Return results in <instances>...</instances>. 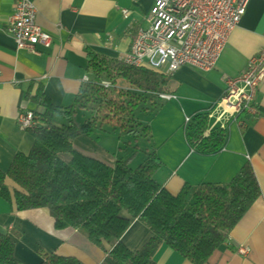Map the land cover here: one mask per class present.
Listing matches in <instances>:
<instances>
[{
  "label": "crops",
  "instance_id": "obj_1",
  "mask_svg": "<svg viewBox=\"0 0 264 264\" xmlns=\"http://www.w3.org/2000/svg\"><path fill=\"white\" fill-rule=\"evenodd\" d=\"M17 0H0V170L6 173L14 156L27 154L34 141L30 130H21L17 117L31 110L27 92L33 96L42 86L44 95L56 107L73 105L83 84L93 77L88 70V53L122 59L139 29L147 26L154 0H28L36 9V23L51 37L39 54L17 50L13 38L4 32ZM123 11L128 14L124 15ZM264 47V0H249L245 14L231 32L228 42L210 71L182 67L169 75L168 92L174 98L157 100L156 109L139 114L151 132V141L162 162L156 181L175 195L184 185L225 184L248 162L260 188V197L231 230L228 241L216 250L208 264H264V82L252 105L257 112L233 114L222 101L225 80L238 77L248 61ZM198 114L208 117L211 130L224 129L227 139L215 154H201L191 148L185 129ZM75 117L83 121V111ZM189 118L188 123L185 119ZM98 137L99 144L120 154L115 134ZM6 185L13 196L19 188ZM0 234L14 241V256L21 264H41L45 255L72 257L82 264H102L109 247L99 248L70 227L56 229L46 208L18 211L14 199L0 197ZM150 234L133 220L121 237L130 249L140 246ZM243 247L246 254H240ZM157 264H190L172 249L161 245Z\"/></svg>",
  "mask_w": 264,
  "mask_h": 264
},
{
  "label": "trees",
  "instance_id": "obj_2",
  "mask_svg": "<svg viewBox=\"0 0 264 264\" xmlns=\"http://www.w3.org/2000/svg\"><path fill=\"white\" fill-rule=\"evenodd\" d=\"M88 59L93 77L73 105L53 106L42 86L33 96L28 90L35 138L27 154H16L6 173L0 170V197L13 198L18 211L46 208L56 229L70 227L94 246H108L102 264H157L161 245L190 264H208L261 195L251 165L246 162L228 183L186 184L170 194L155 179L162 162L149 126L139 119L140 110H155L159 95L168 92L169 75L92 52ZM76 111L89 116L78 121ZM208 126L207 115L198 114L185 129L188 145L201 154L217 153L227 139L224 129L205 135ZM99 134H116L120 154L103 148ZM6 180L19 188L13 196ZM133 220L150 236L130 249L121 237ZM0 264H21L7 234H0ZM41 264L82 263L51 254Z\"/></svg>",
  "mask_w": 264,
  "mask_h": 264
},
{
  "label": "built area",
  "instance_id": "obj_3",
  "mask_svg": "<svg viewBox=\"0 0 264 264\" xmlns=\"http://www.w3.org/2000/svg\"><path fill=\"white\" fill-rule=\"evenodd\" d=\"M249 0H154L147 26L139 29L122 61L132 67L145 68L158 74L172 75L182 67L200 71L212 70L231 32L245 14ZM4 32L10 35L17 50L38 55L37 47L48 48L51 37L36 23V9L28 0H17ZM127 15V11H123ZM264 82V47L252 57L236 78L225 80L222 98L233 114L242 110L257 112L252 105L256 92ZM109 86L108 82H103ZM169 94L159 99L170 100ZM189 118L185 119L188 123ZM36 117L26 109L19 113L21 130L36 126ZM240 254H246L243 247Z\"/></svg>",
  "mask_w": 264,
  "mask_h": 264
},
{
  "label": "rangeland",
  "instance_id": "obj_4",
  "mask_svg": "<svg viewBox=\"0 0 264 264\" xmlns=\"http://www.w3.org/2000/svg\"><path fill=\"white\" fill-rule=\"evenodd\" d=\"M120 85H123V84L120 83ZM140 112H141L142 114H144V113L142 112V110H140ZM83 113H84L85 117H86V116H89L88 113H86V112H83ZM100 135H102L101 137H110L111 139H112V138L115 139V138H114L113 136H111V135H110V136H107V135H105V134H99V136H100ZM115 136H117V135L115 134ZM119 143H120V145H121V141H119ZM120 145H119V146H120Z\"/></svg>",
  "mask_w": 264,
  "mask_h": 264
}]
</instances>
